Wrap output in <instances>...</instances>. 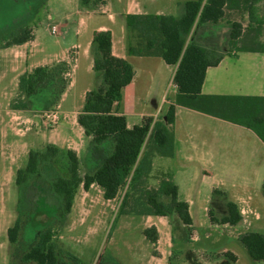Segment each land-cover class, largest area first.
<instances>
[{
  "label": "crops",
  "instance_id": "0c3cea01",
  "mask_svg": "<svg viewBox=\"0 0 264 264\" xmlns=\"http://www.w3.org/2000/svg\"><path fill=\"white\" fill-rule=\"evenodd\" d=\"M185 1L99 0L86 4L79 0L75 10L77 38L60 52L48 53L38 48L35 31L33 37L24 43L2 46L0 186L16 181L17 170L24 167L31 149L44 148L48 144L73 150L81 176L96 170L97 163L93 157L95 141L79 123V115L87 92L98 88L102 82L101 74L94 70L93 37L97 30L112 32L113 54L127 58L135 71L132 81L123 88L122 100L114 103V112L126 116L129 128L141 125L145 118L156 117L160 112L165 115L178 92L173 79L176 66L160 56L129 55L126 16L131 13L172 14L169 11L183 6ZM32 5L36 8L35 3ZM66 24H69V17H66ZM53 26L56 27L53 34H62L60 26ZM230 33L231 25L226 20L203 23L192 31V39L206 46H216L224 53L218 65L207 69L202 92L207 95L264 97V51L229 49ZM63 61L72 66L71 80L56 100L52 97L54 83L46 82L31 96H22L28 103L27 108L12 106L22 94V74L40 65ZM44 86L50 95L47 102H56L54 106L61 114L60 121L49 127L41 119L38 107ZM76 103L78 106L73 109L67 107ZM172 128L175 134L174 155L155 154L151 172L141 186L159 188L163 180L172 181L178 187V199L189 204L193 223L185 224L177 213L170 216L130 213L119 218L134 221L140 217L139 242L146 246L150 260L157 264H170L169 259L175 254L174 247L181 242L180 255L188 254L190 264H249L248 260L244 261L248 250L241 237L249 231L264 233V141L247 126L183 105L176 106ZM232 138L238 140L237 145ZM127 186H124V191L120 189L116 198L108 199L99 184L92 183L86 189L82 183L67 215L79 213L81 223L95 215L96 225L104 227L106 214L108 211L116 214ZM164 200L168 202L170 199L164 197ZM228 201H234L242 214V219L236 224L220 221L228 212ZM211 212L216 220L212 219ZM26 227L23 220L22 231ZM151 227L157 230L156 242L145 234V230ZM41 231L34 234L33 241ZM203 238L209 243L206 254L186 248L187 244Z\"/></svg>",
  "mask_w": 264,
  "mask_h": 264
},
{
  "label": "trees",
  "instance_id": "16d2710c",
  "mask_svg": "<svg viewBox=\"0 0 264 264\" xmlns=\"http://www.w3.org/2000/svg\"><path fill=\"white\" fill-rule=\"evenodd\" d=\"M88 4L91 1L83 0ZM260 0H186L180 15L174 14H135L126 16L127 51L129 55L160 56L167 63L175 65L174 82L178 92L162 117H147L141 125L129 128L126 116L113 110L115 102L123 98V88L128 85L135 74L134 67L125 57L115 56L112 52V32L97 30L94 33V70L101 74L102 82L98 88L87 92L79 123L87 135L94 138L93 157L97 168L84 177L79 171L76 153L67 149V158L63 168L56 167V156L60 148L48 144L46 149H31L28 163L17 170L16 183L20 190L19 215L14 224L8 228L11 243L19 241L26 210L29 206L26 197L32 180L41 177L48 182L49 195L54 199V206L61 218L65 217L74 205L76 193L83 183L87 189L92 183L104 189L108 199L116 198L120 189L127 186V191L119 205L118 214H153L170 216L177 213L185 224H192L189 204L178 199V187L170 180H163L159 188H144L141 184L151 172L152 159L155 154L173 156L175 153L176 106L183 105L195 110L223 118L253 129L264 141V97L207 95L202 92L207 69L216 66L224 56L216 46H206L191 39L195 26L203 23H217L226 20L231 25L229 39L230 49L241 41L243 23L227 19L228 10L247 9L251 21L255 20L254 11ZM246 6V7H245ZM16 33L4 35L8 40ZM32 34L15 37L2 43L0 48L11 44H20L30 40ZM239 49V48H238ZM239 50H262L264 47H242ZM64 71L72 66L62 62ZM54 65H40L20 76L21 95L15 99L14 108H27L28 103L22 96H31L42 84L56 80ZM64 89H62L63 91ZM61 91V92H62ZM148 135L151 136L155 151H144ZM52 164L54 167H50ZM264 187V184H263ZM169 197V201L164 200ZM45 199V200H44ZM44 204L49 199L42 198ZM44 206V205H43ZM228 212L220 219L222 223L236 224L242 219L238 205L227 202ZM51 210V209H47ZM34 211L31 215H36ZM212 219L216 220L213 217ZM146 236L153 242L158 235L155 227L145 230ZM57 231L53 225L47 226L38 235L34 245L23 254L25 262L37 264H63L60 247L56 241ZM242 243L250 256L264 261V233L249 231L241 237ZM77 259V258H76Z\"/></svg>",
  "mask_w": 264,
  "mask_h": 264
},
{
  "label": "rangeland",
  "instance_id": "374dc122",
  "mask_svg": "<svg viewBox=\"0 0 264 264\" xmlns=\"http://www.w3.org/2000/svg\"><path fill=\"white\" fill-rule=\"evenodd\" d=\"M32 3L36 4V8ZM79 3V0H0V40L4 43L15 37L27 35L28 31L33 35L35 31L38 38V48L48 53L60 52L62 48L77 38L76 20L78 17L75 10ZM182 11L183 6L179 5L169 12L179 15ZM227 14V19L238 20L243 23L241 41L236 44L234 49L264 47V0H260L256 4L254 21H251L247 9L228 10ZM66 17H69L68 25L66 24ZM53 24L61 27L62 34L60 32L57 35L52 33ZM13 31L16 33L8 40H4V35ZM190 38L192 39V36ZM228 47L230 49V46ZM53 65L57 76L56 80L52 81L55 86L52 97L56 100L62 89L70 84L71 71L70 68L64 71L62 62ZM45 88L47 86L41 89L42 96L38 100V107L41 119L49 127L58 123L50 124L47 117L48 112L54 109V105L57 103L47 102L50 95ZM77 104L67 107L73 109L78 106ZM162 113L160 112V115L155 118L162 117ZM233 141L236 145L238 144V140L233 139ZM46 147L36 149L43 150ZM155 148L151 136L148 135L144 151H155ZM65 151L67 149L59 150L55 160L56 167L63 168L66 164L68 157ZM28 158L24 161V167L28 163ZM50 167L54 166L50 164ZM48 185V182L41 177L32 180L31 186L27 189L26 197L29 206H36L37 208L26 210L23 220L27 227L21 231L20 240L15 244L9 240L7 224L13 225L19 215V186L16 181L11 185L0 186V264H37L34 261H23L22 256L29 247L36 243L38 236L33 241L34 234L49 225H53L57 231L56 241L60 247V258L63 264H157V262L150 260L149 250H146V246L139 242L141 227L139 216L134 221H130V219L119 218L118 211L116 214L114 211H108L109 213L104 219V227L100 224L96 225L95 215L89 217L86 223H81L77 212L67 215L63 219L59 216L58 210L55 209L54 199L50 195L49 197L46 195L48 194ZM122 189L124 191L126 187ZM46 196L50 204L42 202V198ZM109 206L111 207V205ZM38 210V214L31 215ZM181 243H177L174 247L175 254L169 259L170 264H190L188 254L180 255ZM208 245L209 243L203 238L187 244L186 248H191L198 254H206ZM185 250L184 252H186ZM245 255L244 261L248 260L249 264H264V262L254 260L247 251Z\"/></svg>",
  "mask_w": 264,
  "mask_h": 264
},
{
  "label": "built area",
  "instance_id": "2783aa9c",
  "mask_svg": "<svg viewBox=\"0 0 264 264\" xmlns=\"http://www.w3.org/2000/svg\"><path fill=\"white\" fill-rule=\"evenodd\" d=\"M55 31H56V27L53 26L52 32L55 33ZM47 117H48L50 124H56L61 119V114H60L59 109L55 108V109L50 110L47 114Z\"/></svg>",
  "mask_w": 264,
  "mask_h": 264
}]
</instances>
